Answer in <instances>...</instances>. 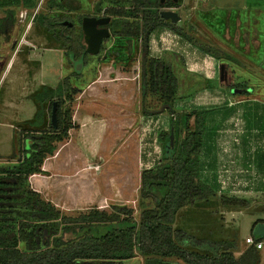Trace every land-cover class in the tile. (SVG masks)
<instances>
[{"label":"rangeland","instance_id":"rangeland-1","mask_svg":"<svg viewBox=\"0 0 264 264\" xmlns=\"http://www.w3.org/2000/svg\"><path fill=\"white\" fill-rule=\"evenodd\" d=\"M33 1L35 7L13 6L14 24L0 27V164L15 162L10 156L14 139L17 143L21 129L36 127L29 123L37 111L33 93L70 75L78 88L71 102L76 127L47 157L53 178L44 184L36 180L44 186L40 192L67 215L93 206L111 211L116 205L133 208L139 219L141 174L162 160L159 135L169 130L171 118L169 111L162 110L158 93L149 92L143 99L140 40L111 35L100 54L89 56L87 64L78 62L82 74L77 78L72 76L74 62L66 54L65 42L40 26L34 15L67 13L76 20L80 14H93L97 0H64L80 6L70 11L51 8L49 0ZM177 2L169 8L182 16L177 24L195 40L220 47L235 58L219 59L220 74L209 84L203 75L189 70L196 56L206 52L168 28L155 33L151 55L170 61L178 77L176 112L212 109L201 176L219 186L217 203L182 208L175 226L235 238L244 250L254 220L264 218V131L249 122L255 102L264 105V0ZM6 15V9L0 8V20ZM181 43H191L198 50L186 53ZM241 82L247 83L248 93L231 89ZM45 111L48 125V105ZM222 194L247 199L248 205L220 203ZM260 253L264 264V248ZM145 261L146 256L136 251L123 264Z\"/></svg>","mask_w":264,"mask_h":264},{"label":"trees","instance_id":"trees-1","mask_svg":"<svg viewBox=\"0 0 264 264\" xmlns=\"http://www.w3.org/2000/svg\"><path fill=\"white\" fill-rule=\"evenodd\" d=\"M49 4L61 10L80 8L64 0H49ZM178 4L174 0H97L95 3L94 15L111 17L107 26L112 35L140 40L143 99L149 92L158 93L162 110L171 114L169 130L159 135L162 160L143 169L141 174L140 218H135L133 208L116 205L111 211L93 206L78 215H67L32 187L30 176L44 171L45 159L76 127L71 102L78 88L68 75L56 86L45 84L33 93L37 111L29 123L36 127L21 129L17 143L14 139V151L10 156L16 158L15 162L0 164V264H123L134 257L136 251L146 256L145 264H261L260 250L253 244L241 250L235 238L203 235L199 227L189 232L175 226L182 208L190 204L206 207V204L217 203L219 186L204 181L201 176L202 153L212 109L176 112L173 101L178 77L170 61L151 55V34L158 28H168L215 58H235L220 47L195 40L179 24L162 17L163 9ZM20 5L30 8L36 3L33 0H0V8H5L7 14L1 18L0 26L14 24L15 9L12 7ZM83 16L80 14L74 20L67 13L38 12L34 15L40 26L48 32H56L65 42L66 54L74 62L72 76L77 78L82 74L76 68L77 63L87 64L91 56L83 41ZM65 20L73 25H65ZM103 49L102 46L101 51ZM231 87L249 92L245 82ZM55 101L56 126L51 122ZM46 105L50 114L48 125ZM252 116L251 125L264 131V105L259 101L255 102ZM192 118L193 128L190 127ZM219 202L248 205L247 199L223 194ZM261 225H264V218L257 219L251 228L250 234L256 241L264 239V234L257 238L253 235ZM67 233L72 237L67 238Z\"/></svg>","mask_w":264,"mask_h":264},{"label":"water","instance_id":"water-1","mask_svg":"<svg viewBox=\"0 0 264 264\" xmlns=\"http://www.w3.org/2000/svg\"><path fill=\"white\" fill-rule=\"evenodd\" d=\"M165 0H161L164 2ZM177 2L178 0H174ZM161 15L165 19H169L175 23H178L182 16L172 9H163ZM111 20L110 16H84L82 19V30H83V41L86 45V50L89 54L96 55L100 52L101 45L104 38H108L111 35L110 29L105 26ZM65 25L72 26L73 23L69 20L64 21ZM82 63H77L76 68L80 70ZM51 122L56 126L57 125V101L54 102ZM264 234V225L257 227L253 235L261 237Z\"/></svg>","mask_w":264,"mask_h":264},{"label":"crops","instance_id":"crops-1","mask_svg":"<svg viewBox=\"0 0 264 264\" xmlns=\"http://www.w3.org/2000/svg\"><path fill=\"white\" fill-rule=\"evenodd\" d=\"M161 29H166V28H163V27L158 28L151 34L150 49L153 48V41L155 39L154 36H155L156 31L161 30ZM160 38H161V40L164 39V32L160 33ZM181 44L183 45L186 53H188V51L189 52H195V50H198L196 47L193 48L191 43H181ZM153 56H155V55H153ZM185 56L188 59V54H185ZM157 57H161V56H157ZM218 60H219L218 58H215L209 54L206 56H203L201 58H199V56H196V59L193 60V68L189 69V70H192L190 72H193V74L196 73V74H200V76L203 75L205 77L206 82L209 84H212L213 83L212 81H215L218 78V75L220 74L219 72L221 69V65L218 64ZM219 67H220V69H219ZM46 159H45L44 164L42 166L44 171L42 173H37V174H33L30 176L31 185L33 186L34 189H36L38 191L42 190L44 186L43 185L39 186V183L37 184L36 180H41V183L44 184L45 180H48V182H49V178L52 176V174L48 173V170H50V167H49V164L46 161ZM52 178H53V176H52ZM255 221L256 220H254V222ZM263 248H264V246H262V248H260L259 250H261ZM261 261H262V254H261Z\"/></svg>","mask_w":264,"mask_h":264},{"label":"built area","instance_id":"built-area-1","mask_svg":"<svg viewBox=\"0 0 264 264\" xmlns=\"http://www.w3.org/2000/svg\"><path fill=\"white\" fill-rule=\"evenodd\" d=\"M246 243L248 245L253 244L259 249L262 248V246H263V241H256L252 235H249L246 237Z\"/></svg>","mask_w":264,"mask_h":264},{"label":"flooded vegetation","instance_id":"flooded-vegetation-1","mask_svg":"<svg viewBox=\"0 0 264 264\" xmlns=\"http://www.w3.org/2000/svg\"><path fill=\"white\" fill-rule=\"evenodd\" d=\"M165 9H169V8H165ZM84 16H87V15H84ZM83 16V17H84ZM89 16H97V17H99V15H94V13L93 14H91V15H89ZM100 16H105V15H100ZM83 19V18H82ZM111 21V20H110ZM105 26H107V25H105ZM0 27H2V26H0ZM108 27V26H107ZM109 28V27H108ZM110 29V28H109ZM83 31V30H82ZM110 32H111V29H110ZM111 35H112V32H111ZM110 35V36H111ZM110 37H108V38H104V40H103V43H102V45H101V49H102V46L104 47V43H105V41L106 40H108ZM101 49H100V52L98 53V54H100L102 51H101ZM98 54H96V55H98ZM91 56H95V55H92V54H90Z\"/></svg>","mask_w":264,"mask_h":264}]
</instances>
